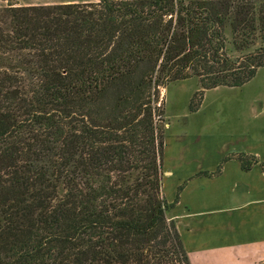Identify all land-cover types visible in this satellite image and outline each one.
<instances>
[{"label":"trees","instance_id":"1","mask_svg":"<svg viewBox=\"0 0 264 264\" xmlns=\"http://www.w3.org/2000/svg\"><path fill=\"white\" fill-rule=\"evenodd\" d=\"M263 43L264 0L1 7L0 264H190L159 91L196 78V110L264 68Z\"/></svg>","mask_w":264,"mask_h":264},{"label":"rangeland","instance_id":"2","mask_svg":"<svg viewBox=\"0 0 264 264\" xmlns=\"http://www.w3.org/2000/svg\"><path fill=\"white\" fill-rule=\"evenodd\" d=\"M67 1L92 0H0V8ZM200 93L198 80L190 78L161 87L158 100L162 195L168 202L177 199L174 212L181 216L185 250H195L202 241L212 239H199L195 224L212 217L231 222L240 213L220 209L231 206L233 198L264 196V68L242 86L205 90L197 109L190 110V103L196 104ZM201 230L215 232L217 227Z\"/></svg>","mask_w":264,"mask_h":264},{"label":"crops","instance_id":"3","mask_svg":"<svg viewBox=\"0 0 264 264\" xmlns=\"http://www.w3.org/2000/svg\"><path fill=\"white\" fill-rule=\"evenodd\" d=\"M232 203L231 206L220 207V209H225L228 212L240 211L238 215L230 218L231 222L227 218L216 217L214 219L212 217L206 223L204 220L195 224L199 239L207 237L212 239L202 241L200 247L195 250L194 248H187L188 257L192 264H264V196L245 200L236 197V199L233 198ZM252 205L254 206L251 207ZM246 207L252 209L246 210ZM174 211L175 208L172 211L173 215L170 214V216L175 219L180 233L179 221L181 216ZM211 211H215V209L208 212ZM212 227H217V231L204 233L201 230L207 231Z\"/></svg>","mask_w":264,"mask_h":264}]
</instances>
